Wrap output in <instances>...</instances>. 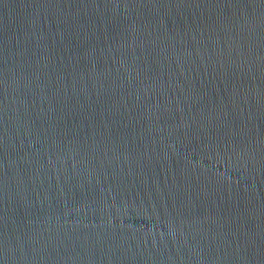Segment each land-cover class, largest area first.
<instances>
[{
	"label": "water",
	"instance_id": "1",
	"mask_svg": "<svg viewBox=\"0 0 264 264\" xmlns=\"http://www.w3.org/2000/svg\"><path fill=\"white\" fill-rule=\"evenodd\" d=\"M0 264H264V0H0Z\"/></svg>",
	"mask_w": 264,
	"mask_h": 264
}]
</instances>
